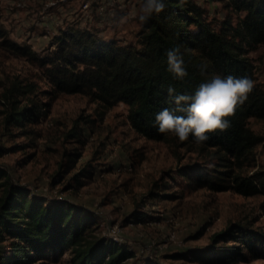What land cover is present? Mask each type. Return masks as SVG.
Wrapping results in <instances>:
<instances>
[{
    "label": "trees",
    "instance_id": "obj_1",
    "mask_svg": "<svg viewBox=\"0 0 264 264\" xmlns=\"http://www.w3.org/2000/svg\"><path fill=\"white\" fill-rule=\"evenodd\" d=\"M224 2L243 13L235 22L223 19L218 28L204 19V8L196 0H163L162 12L154 13L146 23L139 22L135 41L101 39L89 29L68 27L55 37V48L39 56L4 37L0 25V44L28 52L37 60L49 85L46 93L85 94L96 102L99 114L122 102L127 122L137 133L201 155L202 160L179 169L191 188L264 195V168L255 166L254 152L263 138L249 125L250 117L264 119V81L256 80L254 63L247 54L256 44L264 43V0ZM176 47L188 73L182 79L168 71L166 53ZM214 75L247 77L254 83L247 100L227 117L230 127L209 133L210 139L204 144L195 143L191 136L180 142L172 134L158 132L156 114L175 108L167 89L173 87L176 95H192ZM35 85L15 78L2 91L7 128L32 122L44 109L46 103L31 95ZM24 93L27 101L20 104L18 96ZM81 120L85 121L83 116L77 117L65 136L82 144ZM64 155L58 164L60 170L76 166L77 151ZM88 165L73 172L76 183L81 176L91 174ZM261 205L264 208V200ZM141 217L140 213L136 216ZM96 226L93 211L66 199L42 197L14 183L8 171L0 167V264H30L65 250L69 251L66 264H138L134 251L95 231ZM228 241L235 243L227 245ZM200 250L192 251L193 257L207 264H229L247 255L264 258V229L255 224L254 218L244 215L213 233L211 245ZM142 264L166 263L151 258Z\"/></svg>",
    "mask_w": 264,
    "mask_h": 264
},
{
    "label": "rangeland",
    "instance_id": "obj_2",
    "mask_svg": "<svg viewBox=\"0 0 264 264\" xmlns=\"http://www.w3.org/2000/svg\"><path fill=\"white\" fill-rule=\"evenodd\" d=\"M196 1L214 28L225 18L235 22L243 13L225 0ZM138 4L139 0H0V25L4 37L43 56L55 48V37L68 27L89 29L101 39L135 41L139 21L131 17ZM247 54L256 80L264 81V43ZM15 78L36 83L31 95L46 105L32 122L7 128L2 91ZM47 89L43 67L30 53L0 44V167L14 183L42 197L66 199L93 211L95 231L102 235L109 237L111 227L119 225L120 243L134 251L138 264L151 258L166 264H207L193 257L192 251L211 245L213 233L244 215L264 229L263 194L191 188L179 169L202 156L137 133L127 122L124 103L99 114L96 102L85 94L46 93ZM26 95L18 96L20 104L27 101ZM79 116L85 119L79 124L82 144L65 136ZM249 125L263 138L254 152L255 166L264 168V119L250 117ZM74 151L78 152L76 166L60 170L64 154ZM87 163L91 174L76 183L73 172ZM68 255L65 250L30 264H66ZM229 264H264V258L247 255Z\"/></svg>",
    "mask_w": 264,
    "mask_h": 264
},
{
    "label": "clouds",
    "instance_id": "obj_3",
    "mask_svg": "<svg viewBox=\"0 0 264 264\" xmlns=\"http://www.w3.org/2000/svg\"><path fill=\"white\" fill-rule=\"evenodd\" d=\"M163 10V0H139L131 18L143 24L154 13ZM166 56L168 71L175 78L182 79L188 75L179 47L168 50ZM253 88V81L247 77L232 75H214L210 81L201 83L192 95H176L175 89L169 87L167 92L175 108H165L156 114L157 130L161 134H172L180 142L187 141L191 136L195 143L204 144L210 139L209 133L218 130L223 132L230 127L227 117L233 115L236 107L247 100Z\"/></svg>",
    "mask_w": 264,
    "mask_h": 264
},
{
    "label": "built area",
    "instance_id": "obj_4",
    "mask_svg": "<svg viewBox=\"0 0 264 264\" xmlns=\"http://www.w3.org/2000/svg\"><path fill=\"white\" fill-rule=\"evenodd\" d=\"M130 168V166H129ZM120 227L117 224H114L110 231H109V237L114 241H120V234H119Z\"/></svg>",
    "mask_w": 264,
    "mask_h": 264
}]
</instances>
